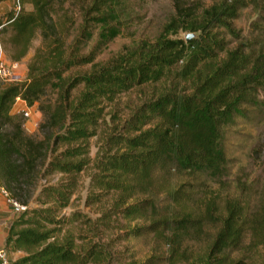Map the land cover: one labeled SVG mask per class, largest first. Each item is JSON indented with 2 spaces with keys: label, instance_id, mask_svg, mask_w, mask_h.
I'll return each instance as SVG.
<instances>
[{
  "label": "trees",
  "instance_id": "1",
  "mask_svg": "<svg viewBox=\"0 0 264 264\" xmlns=\"http://www.w3.org/2000/svg\"><path fill=\"white\" fill-rule=\"evenodd\" d=\"M126 1L91 0L84 24L101 23ZM67 5L15 0L0 18L6 56L14 63L31 56L24 82L0 81V189L26 208L6 239L23 255L11 264H264V190L227 185L228 136L264 102V0L203 9L176 2L167 33L195 39L164 33L146 57L102 67L70 43L78 19ZM249 9L258 35L242 39L235 23ZM228 38L240 45L230 50ZM87 65L95 71L68 76ZM159 85L119 116L121 95ZM18 101L42 115V137L29 135ZM87 173L85 206L96 219L73 209ZM53 176H60L56 184H44ZM134 242L148 247L144 259Z\"/></svg>",
  "mask_w": 264,
  "mask_h": 264
},
{
  "label": "rangeland",
  "instance_id": "2",
  "mask_svg": "<svg viewBox=\"0 0 264 264\" xmlns=\"http://www.w3.org/2000/svg\"><path fill=\"white\" fill-rule=\"evenodd\" d=\"M216 1L221 0H127L124 5L115 6V11L108 12L101 23L96 22L95 24L89 23L86 25L82 15L84 8L90 9L91 0H68L67 6L76 14L78 19V25L74 30L70 43L76 44L75 47L81 52L82 56L89 57L93 55L95 58L94 65L98 67L107 66L114 61H138L141 57H146L149 49L156 44L162 34L168 32V26L178 13L176 2H179L184 8L203 9L211 6ZM93 17L97 18L96 15ZM256 20L257 15L250 9L241 13L240 19L235 23V27L242 34V39L257 37L258 34L253 26ZM85 27H87L86 30H84ZM167 34L168 38L172 40L186 41V38L191 33L173 29ZM227 40L230 42L228 47L230 50L240 45V42H236L232 38ZM39 45L40 41L35 42L34 50ZM30 59L31 56L28 60L20 63L21 67L15 72L12 80L3 81L0 79V81L4 85L24 82L27 79V66ZM94 71L95 67L93 65H87L81 69L72 70L68 76L75 78L91 74ZM163 86H149L143 90H134L129 94L121 95L116 100L115 106L116 110L120 112L119 116L123 119L128 117L133 108L139 106L143 100L150 97L155 90ZM83 91L84 87L82 86L75 92V95ZM260 98L264 101V89L261 90ZM15 112L19 115L21 121H25V128L29 135L42 137L40 125L43 119L36 108L28 109L27 106L17 103ZM25 112H28L29 118L25 117ZM107 112H115L114 107L113 109L110 107ZM107 121L108 125H112L110 117H108ZM104 129L101 128L99 130V136ZM99 144L100 137H95L89 141L92 158L95 157ZM227 151L230 162L228 177L230 184H227L228 187L235 190L234 188L239 183V185L247 184L249 190H253L255 194L263 191L264 102L262 107L257 110V114H251L248 118L239 121L238 127L234 128L233 132L228 136ZM59 179L60 176H53L44 184H56ZM89 184L90 180L87 173L83 175L80 188L73 198V209L96 219L95 210L85 206ZM256 200L257 198L255 197L254 201ZM73 211L68 210L66 212L67 216ZM18 218L19 215L14 210L12 200L0 189V252L5 256L8 264L23 256L15 252L12 247L8 248L6 245L10 226ZM132 251L137 253L140 259H144L149 249L141 242H134L132 243ZM263 257L264 249L260 260H264ZM2 262L0 258V264Z\"/></svg>",
  "mask_w": 264,
  "mask_h": 264
},
{
  "label": "built area",
  "instance_id": "3",
  "mask_svg": "<svg viewBox=\"0 0 264 264\" xmlns=\"http://www.w3.org/2000/svg\"><path fill=\"white\" fill-rule=\"evenodd\" d=\"M20 64L19 63H14V62H8L3 56V53H0V79L3 81H10L14 78L15 72L18 70ZM19 102V101H18ZM25 117L29 118L30 115L28 112H25ZM4 192V191H3ZM7 196L8 194L4 192ZM12 204L14 206V210L17 215L22 214L25 212L26 208L20 206L16 202L12 201ZM0 258L2 259V264H8L5 256L0 252Z\"/></svg>",
  "mask_w": 264,
  "mask_h": 264
},
{
  "label": "crops",
  "instance_id": "4",
  "mask_svg": "<svg viewBox=\"0 0 264 264\" xmlns=\"http://www.w3.org/2000/svg\"><path fill=\"white\" fill-rule=\"evenodd\" d=\"M14 7H15V0H0V18L6 15L7 13H9L11 10H13ZM1 52L3 53V56L6 59V61L12 62L3 52L1 45H0V53ZM20 67L21 65L19 66V68ZM18 103H21L22 105L26 106L24 102L19 101Z\"/></svg>",
  "mask_w": 264,
  "mask_h": 264
},
{
  "label": "water",
  "instance_id": "5",
  "mask_svg": "<svg viewBox=\"0 0 264 264\" xmlns=\"http://www.w3.org/2000/svg\"><path fill=\"white\" fill-rule=\"evenodd\" d=\"M195 35H190V36H188L187 38H186V42H189L190 40H192V39H195Z\"/></svg>",
  "mask_w": 264,
  "mask_h": 264
}]
</instances>
